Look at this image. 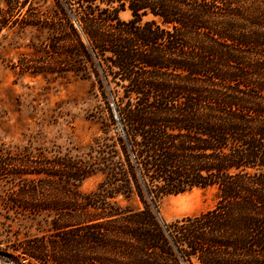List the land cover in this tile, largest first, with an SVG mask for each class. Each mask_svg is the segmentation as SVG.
Wrapping results in <instances>:
<instances>
[{"label":"trees","instance_id":"16d2710c","mask_svg":"<svg viewBox=\"0 0 264 264\" xmlns=\"http://www.w3.org/2000/svg\"><path fill=\"white\" fill-rule=\"evenodd\" d=\"M3 3L0 28L47 34L21 71L93 79L106 113L80 155L0 149L5 206L47 213L50 224L17 240L10 257L264 264V0ZM95 176L97 188L82 191ZM193 189L213 190L215 206L167 223L159 201ZM133 197L136 208L123 205Z\"/></svg>","mask_w":264,"mask_h":264},{"label":"rangeland","instance_id":"374dc122","mask_svg":"<svg viewBox=\"0 0 264 264\" xmlns=\"http://www.w3.org/2000/svg\"><path fill=\"white\" fill-rule=\"evenodd\" d=\"M37 3L41 10L48 6L43 1ZM4 8L0 0V19ZM121 18L129 20L130 11L122 12ZM46 35L22 25L0 28V149L25 151L46 159L68 153L80 155L99 136L106 113L93 79L21 71L19 59L34 57ZM100 181L101 176L92 177L82 185V191L95 190ZM10 194V184L0 177V264H25L10 257V248L17 240L46 233L50 229L48 214L7 208L4 201L10 200ZM216 200L211 189H193L161 199L158 209L161 217L172 223L211 209ZM123 205L136 208L139 203L133 197Z\"/></svg>","mask_w":264,"mask_h":264}]
</instances>
